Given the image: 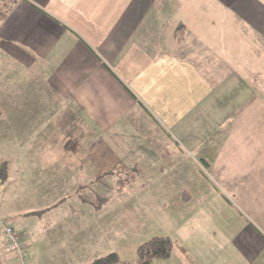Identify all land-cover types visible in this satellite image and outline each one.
Here are the masks:
<instances>
[{
  "label": "crops",
  "instance_id": "1",
  "mask_svg": "<svg viewBox=\"0 0 264 264\" xmlns=\"http://www.w3.org/2000/svg\"><path fill=\"white\" fill-rule=\"evenodd\" d=\"M5 2L0 166L6 170L0 180L3 190L4 178L17 177L29 192L23 196L36 200L10 213L27 225L29 261L90 264L101 254L90 239L71 238L97 223L103 206L68 210L58 180L68 172L83 186L125 166H139L140 176L149 165L160 169L166 163L154 156L163 151L161 132L176 120L185 148L199 152L196 161L220 182L217 191L246 197L264 222V0H17L9 10ZM70 110L77 115H67ZM74 123L93 134L89 144L67 147L66 129ZM135 131L140 142L133 143L128 136ZM136 145L137 159L129 153ZM40 166L39 174L34 168ZM38 175L52 190L27 184ZM244 226L231 244L243 252L244 264H254L264 230L251 220ZM182 247L161 264H193L182 260ZM0 252L4 264H15L3 235Z\"/></svg>",
  "mask_w": 264,
  "mask_h": 264
},
{
  "label": "rangeland",
  "instance_id": "2",
  "mask_svg": "<svg viewBox=\"0 0 264 264\" xmlns=\"http://www.w3.org/2000/svg\"><path fill=\"white\" fill-rule=\"evenodd\" d=\"M180 123L181 120H176L174 125L167 124L168 131L161 132L160 144L163 151L155 152L154 156L155 161L166 163L160 169L149 165L142 170L140 176L139 166H125L118 169V175L114 174L102 179L95 178V181L86 182L83 186H79V182L74 179L70 181V175L65 172V179L58 180V188L59 193L67 197L64 203L68 210L72 211L73 207L82 209L94 208V206H103L104 210L101 215L96 214L97 223H92L89 230L75 231L72 241L87 243L90 239L89 243L96 251L102 252V255L117 251L122 259L132 262L137 257L136 249L139 244L155 235H168L176 245H183L182 249L187 250V254L194 260L193 264H196V260L211 264L248 263L242 256L243 252L237 250L231 244V240L238 231L243 233L244 225L249 220L264 230L261 215L254 211L253 207L250 208L249 200L246 197L241 198L239 193L217 191L220 182L214 175H207L203 170V164L196 161L199 152L192 154L190 148H185L187 141L186 136L179 132ZM76 125L71 126H74L72 131L79 133L80 130L75 128ZM81 130L85 134H80L79 143L89 144L93 134L84 131L83 127ZM133 133L128 136L129 140L133 143L140 142L137 131ZM35 137L32 136V138ZM172 145H176L174 154H171L173 153ZM168 146H171L170 151L164 149ZM1 147L0 145V153H2ZM6 153H9V157L12 153L16 154L13 151ZM129 153L137 159L140 157V147L136 145ZM168 153L171 154L169 157H167ZM162 154L171 161L175 159L176 165L170 166L171 161L162 160ZM82 155H84L83 151ZM73 157L75 158L74 155ZM65 158H69L67 154ZM40 168L42 167L38 169L35 167L34 170L36 169L35 171L40 174ZM158 173L160 181L154 182ZM16 178L14 176L8 180L5 178L2 180L4 203L1 208L2 213L23 234L25 230L27 231V225L15 217L14 210H28L34 206L36 200L23 196L29 192L24 188L25 183L19 184ZM35 181H27V184L41 191L53 188V184L42 180L40 175L35 177ZM95 193H101V195L95 198ZM202 193H207L208 197L202 198ZM259 194V192L256 193V195ZM90 198H94L96 202L93 204V199ZM46 201L48 200L41 199L40 204ZM34 220L33 223L37 225L36 219ZM179 225L182 226L178 228ZM46 234H49V231ZM55 236V234L52 235V238L54 239ZM65 237L70 238V232L68 235L65 234ZM260 249L259 254L256 252L253 255H258L254 264H264V250ZM175 254L171 255L172 260ZM181 258L183 261L190 262L187 256ZM161 262L160 258L154 260V264H161ZM30 263L73 264L58 263L50 259L44 263L36 260L33 263L30 259Z\"/></svg>",
  "mask_w": 264,
  "mask_h": 264
},
{
  "label": "trees",
  "instance_id": "3",
  "mask_svg": "<svg viewBox=\"0 0 264 264\" xmlns=\"http://www.w3.org/2000/svg\"><path fill=\"white\" fill-rule=\"evenodd\" d=\"M16 1L17 0H6V2L4 3V7L6 8V10L11 9V7ZM71 114L76 116L77 112L73 113V111L71 110L67 112V115ZM75 123L73 125H75ZM65 125L66 127L69 125V120L67 118L65 120ZM73 127H71L70 125V127L66 129L68 131V134H70V138L66 142V145L69 148L73 145L81 144L79 143L81 139L80 134H85V132H83L82 130H80L79 133L72 131ZM5 170L6 164L3 162L0 166V173H5ZM175 246L176 243L170 236L155 235L137 246V257L132 262L122 259V257L117 251H112L96 257L90 264H154L155 259L166 258L170 256ZM184 255L187 256L189 259L191 258L190 255L187 254V251H184ZM3 259V255L0 252V264H4Z\"/></svg>",
  "mask_w": 264,
  "mask_h": 264
},
{
  "label": "built area",
  "instance_id": "4",
  "mask_svg": "<svg viewBox=\"0 0 264 264\" xmlns=\"http://www.w3.org/2000/svg\"><path fill=\"white\" fill-rule=\"evenodd\" d=\"M3 190L0 180V235L4 236L7 252L13 254L15 264H31L28 259V244L24 235L2 213Z\"/></svg>",
  "mask_w": 264,
  "mask_h": 264
}]
</instances>
